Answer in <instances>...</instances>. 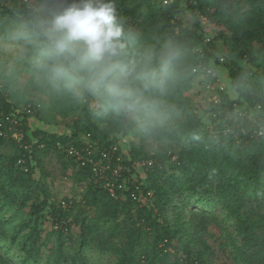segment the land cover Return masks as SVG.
<instances>
[{"label":"trees","instance_id":"16d2710c","mask_svg":"<svg viewBox=\"0 0 264 264\" xmlns=\"http://www.w3.org/2000/svg\"><path fill=\"white\" fill-rule=\"evenodd\" d=\"M162 1L116 0L118 14L131 35L128 49L137 60L150 58L156 63L161 53L169 49L177 53L174 77L158 99L165 114L177 115L181 120L173 128L155 127L149 135L153 142H165L162 153L150 155L132 143L125 153L119 138L135 129L137 117L118 112L107 100L84 89L79 103L71 90L64 87H58L56 93L60 125L66 134L32 131L28 122L31 115L25 117L27 138L43 144L42 149L35 146L32 161L26 163L28 172L17 164V146L0 139V193L12 200L18 210H27L11 238L13 243L19 241V264H39L41 248L47 241L43 231L46 215L58 227L54 233V264L70 262L63 252V232L71 224L78 226L82 249L90 232L98 230L94 221H112L115 225L106 237H97L96 245L100 252L117 258L114 264H264V138L252 137L255 127L264 128V44L260 40V31L264 34V0H243L246 10L234 3L231 13L226 0H169L168 5ZM19 3L20 0H0V33L21 22L22 17L13 14ZM195 9L210 24L229 32V38L221 34L216 40L233 58L222 65L229 82L225 83L222 102L209 107V112L215 114L214 121L219 122L213 129L206 127L197 113L200 109L188 95L202 76L197 70L201 62L205 67L219 65L206 48L203 59L197 54L203 34ZM211 40L208 48L214 49L216 40ZM215 49L219 50L217 45ZM245 57L247 70L238 63ZM242 102L254 110L259 107L254 124L227 118ZM93 103L98 109L92 107ZM18 109L0 90V111L10 113ZM33 110L29 108L30 114L33 112L40 119L42 113ZM86 136L101 149L116 145L115 157L122 159L123 168L153 161L150 168L141 172L143 180L138 171L129 170L137 177L127 183L129 189L136 187L144 195L149 192V203L139 206L123 195L111 198L88 167L76 166L56 150L57 144L78 147L79 138ZM51 156L62 170L71 167L79 186L85 187L83 206L77 216L73 217L72 207L64 210L60 203L50 201L45 191L43 161ZM39 171L41 177H37ZM129 174L125 171L122 177ZM16 194H21V199L16 200ZM186 198L219 209L223 219L205 209L186 215ZM4 208L0 207V213ZM89 214L93 215L91 219ZM121 217L127 221L125 240L118 247L110 240L119 232ZM0 264H7L1 255ZM71 264H85L80 252L72 257Z\"/></svg>","mask_w":264,"mask_h":264},{"label":"clouds","instance_id":"9594fccd","mask_svg":"<svg viewBox=\"0 0 264 264\" xmlns=\"http://www.w3.org/2000/svg\"><path fill=\"white\" fill-rule=\"evenodd\" d=\"M13 14L22 17L10 35L20 44L17 56L31 58L43 79L84 89L147 124L162 121L158 97L174 77L177 53L137 60L116 0H20Z\"/></svg>","mask_w":264,"mask_h":264},{"label":"rangeland","instance_id":"374dc122","mask_svg":"<svg viewBox=\"0 0 264 264\" xmlns=\"http://www.w3.org/2000/svg\"><path fill=\"white\" fill-rule=\"evenodd\" d=\"M228 2V11H233V4L238 3L242 10H246V6L243 0H226ZM10 6V4H8ZM207 36L210 39H218L219 35H224L225 38H229V32L221 26L210 24L206 19L203 24ZM6 28L4 32L0 33V90L6 95L8 102H10L16 108H24L29 106L34 108V112H41L42 117L38 119L33 116L31 112L29 118V126L32 131L40 130L45 132H53L57 134H66V130L60 125L61 113L58 105V95L56 93L58 87L53 86L52 83L42 79L33 67L32 60L27 62L25 57H18L17 53L20 49V44L15 43L11 40L10 35L14 30ZM260 40L264 44V34L260 31ZM218 46L219 50L216 51V55L225 59L224 63L232 61L233 58L230 56L229 51L224 47L221 41H215V46ZM214 46V50L215 49ZM241 67L245 70L249 69L247 58H243L241 61L238 60ZM225 71L222 72L221 84L225 86L228 84V79L225 75ZM220 83H212V89H202L199 83L196 84L194 89L188 94L193 102V105L200 109L197 113L200 114L201 119L207 125H210L208 120L209 107L211 102L208 98L215 95V87ZM73 95L77 98L78 102L82 101L81 89H70ZM95 97H100L95 95ZM92 107L98 109V105L93 103ZM196 108V109H197ZM76 115V114H74ZM181 118L177 115H167L164 113V118L161 122L156 124H147L140 118H136V127L127 136L119 138L122 149L125 153L128 151L129 144L132 143L143 152L150 155L162 153L165 150V142L156 143L150 139L149 135L152 129L155 127H170L173 128ZM9 154H13L10 151ZM43 167L45 171V191L50 198V201L59 203L65 202L67 199L69 202V208L72 207L74 210V216L79 215L80 209L83 206L82 196L85 190L84 186H79L77 179L73 175L71 167L64 171L56 161L54 156L48 157L43 161ZM39 170V169H38ZM41 177L40 171L38 176ZM140 178L143 180V175L140 174ZM21 194H16V200L21 199ZM75 200V201H74ZM66 203V202H65ZM149 203V202H148ZM186 206L184 208L185 214L187 215L190 211H200L205 209L206 211L216 215L223 219V214L217 208L207 207L203 204L196 203L195 198H186ZM4 205V210L0 213V255L6 261L7 264H19L20 256L17 253L19 241L15 243L11 242L14 227L19 224L25 217L27 210H18L13 204L12 200L4 198L0 193V207ZM134 212V207L132 209ZM47 221L43 226L44 236L47 238L45 245L41 248L42 258L39 264H54L56 257V236L54 233L58 227L54 226L49 215ZM170 216V212H168ZM92 214L88 215L91 219ZM171 218V217H169ZM88 221V220H87ZM127 219L120 218L119 232L110 240V243L120 247L124 238V226ZM97 225V231L90 232L89 241L84 248H80V231L79 227L71 224L69 230L64 231L63 239V252L68 257L66 264H71L72 257L80 252V256L84 259L85 264H114L117 260L115 256L109 253H102L97 248L98 238L106 237L114 229V223L112 221H94ZM233 232L232 229H229ZM63 264V263H62Z\"/></svg>","mask_w":264,"mask_h":264},{"label":"built area","instance_id":"2783aa9c","mask_svg":"<svg viewBox=\"0 0 264 264\" xmlns=\"http://www.w3.org/2000/svg\"><path fill=\"white\" fill-rule=\"evenodd\" d=\"M162 3L164 5H168L170 3L169 0H163ZM191 5L196 7L195 2H191ZM195 15L201 21L202 27V47L197 48V54L200 59H203V49L206 48L207 52H209L217 61L219 65H215L212 63L210 66L205 67L202 66L201 63L198 65L197 70L200 71L202 76L198 83L201 85L202 89L210 90L212 89V83H220L221 86L217 85L215 87V91L217 94L210 96L208 100L211 102V105H218L222 102L221 96L225 94V87L221 84V76L222 72L225 71L224 60L221 57H218L215 53L217 51L213 49V47H209V44L212 42L205 29L203 28V24L205 22V15L195 9ZM214 59V60H215ZM196 70V69H195ZM193 70V72L195 71ZM211 78V79H209ZM255 110L250 108L246 103L242 102L240 105H236L233 115L228 116L231 121L236 122L237 120L247 121L251 124L255 123L256 112L259 110L258 106H255ZM29 106L20 108L15 110L14 112L5 113L0 111V139L8 143L15 144L20 151L19 158L17 164L21 167V169L26 173L29 168L26 163L32 161V153L37 145L38 149L43 148V144L38 145L37 142L32 138H27V132L25 129V117L30 114ZM210 110V109H209ZM215 114L214 112H209L208 120L211 121L210 125H206L208 129H213L216 127L219 122L214 121ZM223 123L225 120L222 121ZM225 128V126H224ZM252 137L256 138H264V128L263 127H255L252 130ZM79 146L75 147L71 146H63L61 144H57L56 150L60 152L64 157L71 162L75 163L76 166L79 167H88L92 172L94 180L101 184L104 189L107 190L109 196L113 199L118 198V195H123L126 198L131 199L135 204L142 206L147 204L151 194L147 192L145 195L139 192L138 188L129 189L127 187L128 180L133 179V177H137L141 172H144L145 169H148L152 166L153 161H144L137 162L131 164L129 169L123 168L121 166L122 159L115 157L117 146H111L108 148H99L97 143L93 142L89 136L79 138ZM129 170L138 171L137 175H133ZM126 171L129 174L127 177H122L124 172ZM142 175V174H141ZM62 209H67L69 204L64 201L59 202Z\"/></svg>","mask_w":264,"mask_h":264}]
</instances>
